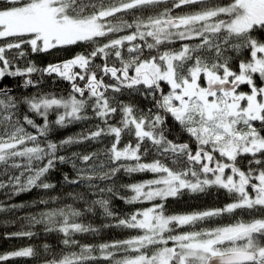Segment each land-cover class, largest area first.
<instances>
[{"label": "snow or ice", "instance_id": "1", "mask_svg": "<svg viewBox=\"0 0 264 264\" xmlns=\"http://www.w3.org/2000/svg\"><path fill=\"white\" fill-rule=\"evenodd\" d=\"M257 29L264 30V0H0V193L8 200L33 189L47 195L56 188L46 177L57 163L70 164L74 173L63 175L64 185L85 189L31 204L0 201V213L38 209L17 217L21 228L5 232L4 239L31 241L39 226L45 235L56 234L61 246L57 253L47 243H29L0 253V264L17 258L42 264H264V86L255 80L258 74L264 81V41L252 35ZM73 46L82 50L70 58L19 66L30 54ZM243 50L250 58L240 57ZM53 76L69 83L66 95L38 90L21 98L2 83L22 77L23 87L39 89ZM242 85L250 91H241ZM125 93L150 106L121 100ZM21 105L27 112L21 114ZM168 118L187 134L186 142L169 139ZM89 120L96 123L75 135L58 142L48 138L54 127ZM106 139L110 143L103 148L58 154ZM149 155L152 162H143ZM241 157L246 169L239 166ZM121 173L153 175L117 185ZM213 187L225 190L232 202L166 212L170 198ZM113 199L150 206L120 216L111 209ZM97 207L113 221L103 227L136 234L81 244L77 235L99 231L82 222ZM237 210L251 218L196 227ZM185 226L190 230L182 231Z\"/></svg>", "mask_w": 264, "mask_h": 264}, {"label": "trees", "instance_id": "2", "mask_svg": "<svg viewBox=\"0 0 264 264\" xmlns=\"http://www.w3.org/2000/svg\"><path fill=\"white\" fill-rule=\"evenodd\" d=\"M224 3L229 2V0H223ZM131 19V17H128ZM252 35L256 37L257 39L263 41L264 40V30H255ZM173 47H179V45H174ZM82 49L80 47L73 46L71 50L69 51H53L51 54H30L28 57L20 61V67H24L27 60H32L36 66L38 67H44L49 62H57L66 58H70L72 55H74L76 52L81 51ZM233 57L237 56V53L233 52L231 53ZM241 58H250V52L247 50H243L240 54ZM101 61H97V63H100ZM238 63L239 60H234L233 62V68L235 70H238ZM33 78H38L37 74H33ZM23 79L22 77H16V78H5L3 80L4 85H9L12 87L13 92L12 94L17 97H24V96H30L34 94L35 92L43 91V92H52L56 93L58 95L63 94L66 95L67 92L70 90V85L68 82L60 80L59 78L53 76V77H45L42 81L41 85L39 86V89L34 87H23ZM256 83L259 85H264V82H260L255 77ZM163 83V82H162ZM165 91H167V86L165 85ZM245 88V87H244ZM121 100H124L126 102L131 101L132 103L136 104L140 108H147L149 105V101L145 100L143 97L139 95H129L128 93H125L124 95L119 97ZM21 114L27 112V109L25 106L21 105L20 108ZM89 115H91V110H88ZM30 116H32L37 123H43V120L39 117H35L33 114L28 113ZM50 120H55V114L50 115ZM96 123L95 120H89V121H81L79 123L72 124L68 126L67 128H59L54 127L53 130L49 134V139L53 141H60L61 139H64L67 136L75 135L76 133H79L82 129L90 128L92 125ZM258 123V122H257ZM166 124L169 128V131L166 133L169 137V139H173L179 142H186L187 141V134L182 133L180 130L179 125L174 122L171 118H168L166 121ZM30 131H35L34 129H29ZM130 137L127 135L122 137L123 143L126 144ZM110 143L108 139L104 141L103 144L100 143H85L81 145H73L69 147L67 150L62 151L58 154L60 155H69L73 151H81V152H88L93 151L99 148H103L105 144ZM154 157L152 155H149L147 157L143 158V162H152ZM239 160V166L243 169L247 168V160L243 157L238 158ZM169 165L170 161L168 162ZM67 173L69 176H73V170L71 168L70 164H59L57 163V167L50 171V173L47 175L46 179L47 181L54 183L56 185V188L49 191L47 195L43 191L33 189L30 192L27 193H21L18 196L13 197L11 200H8L6 196H4L2 193H0V201H4L6 204H31L34 200L38 199L39 197L47 198L48 196H59L60 198H65L67 193L69 192H84L85 189L79 186H69L64 185L62 183L63 175ZM151 173H137L133 174L131 177H128L127 175H124L121 173L119 177L117 178V185L119 184H128L133 182H139L142 180L150 179L152 178ZM126 192H121V195H127ZM66 203H72V201L65 200ZM232 202L229 195L226 193L223 189H217L215 187L209 189L206 193L198 194V195H189L187 193L183 194L179 198L173 199L170 198L167 206H166V212L168 214H183V213H191L193 211H199V210H205V209H213V208H221L225 204ZM77 208H82L83 204L81 202H77L75 204ZM150 206L149 204L145 203L143 205H127L124 203L121 199H113L111 202V209L118 213L120 216H123L125 213L133 211L136 207H147ZM38 211L37 208L33 207H25L22 209H18L14 212H5L0 213V253L15 250L19 247L26 246L27 244L31 243L37 246H40L44 243L49 244L53 249L59 252L60 244H59V238L56 234H48L45 235L42 231V228L37 226L36 229H34L36 232L39 233L37 237H34L31 241L27 239H12L7 240L4 239V233L5 232H14L21 228L22 222H17L16 218L19 216H24L28 213H34ZM251 217L247 214V212H241L240 210H237L233 214H225L221 217L214 218L212 220L206 221L204 223L198 224L197 228H214L218 225H224L228 223H233L237 220L244 219L249 220ZM82 222L87 224L91 223L94 227L98 228L99 231L97 233H89V234H80L76 236V239L80 241L81 244H90V245H98L103 242H109L112 240H122L126 239L130 236L135 235L134 230H128L123 228H115V227H109L105 228L103 225L105 223H112L113 221L110 218H105L102 215V210L98 207L95 210L94 214H86L84 217H82ZM182 231H188L190 230L188 226H185ZM75 251H79V248L73 249ZM42 252V249H41ZM97 255H99L97 253ZM12 264H42V260L37 259H31V258H17L15 261L12 262ZM94 264H107L106 261L99 260L94 262Z\"/></svg>", "mask_w": 264, "mask_h": 264}, {"label": "rangeland", "instance_id": "3", "mask_svg": "<svg viewBox=\"0 0 264 264\" xmlns=\"http://www.w3.org/2000/svg\"><path fill=\"white\" fill-rule=\"evenodd\" d=\"M263 41H264V40H263ZM255 77H256L260 82H264V81H261V80L259 79L258 74H256ZM257 85H258V86H264V85H259L258 83H257ZM244 87H245V88H244ZM240 90H241V91H245V92L250 91V89H249L246 85H242L241 88H240Z\"/></svg>", "mask_w": 264, "mask_h": 264}]
</instances>
